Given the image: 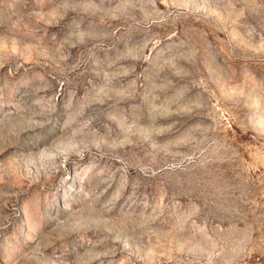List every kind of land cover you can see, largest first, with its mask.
<instances>
[{
	"label": "rangeland",
	"instance_id": "1",
	"mask_svg": "<svg viewBox=\"0 0 264 264\" xmlns=\"http://www.w3.org/2000/svg\"><path fill=\"white\" fill-rule=\"evenodd\" d=\"M0 264H264V0H0Z\"/></svg>",
	"mask_w": 264,
	"mask_h": 264
}]
</instances>
